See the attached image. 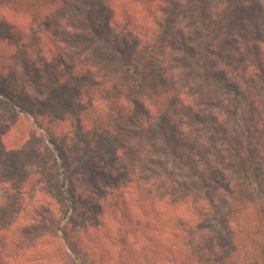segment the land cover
<instances>
[{
    "label": "rangeland",
    "instance_id": "obj_1",
    "mask_svg": "<svg viewBox=\"0 0 264 264\" xmlns=\"http://www.w3.org/2000/svg\"><path fill=\"white\" fill-rule=\"evenodd\" d=\"M28 1L32 0L0 4V91L6 95V98L0 97V138L6 143L16 137L33 145L43 142L59 167V177L64 180L62 191L69 188L78 195L88 196V200L79 202L73 214L71 207L68 208L66 216L69 219L62 222V225L69 222L67 230L75 253L68 248L59 232L48 234L45 237L47 242L41 247L45 250L43 256H49L40 264H51L52 259L54 264H80L78 259L83 264H162V261H167L164 253L146 258L153 250L144 245L147 243L144 236L145 233H155L152 228L156 226H161L163 231L165 228L163 234L175 240L181 239L180 249L176 248L174 253L175 261L165 264H200L197 253L203 250L194 249L193 245L204 248L207 242L204 246L196 242L200 239L196 233L197 215L189 223L187 218L191 212H187L184 228L176 223L174 210L171 213L162 209L144 214L142 209L149 205L145 202L140 205L132 200L133 205L125 207L120 194L118 205L114 207L111 202L100 198L102 193L97 187L102 188L108 180L120 181L119 175L136 166L131 150L121 151L115 161H112L113 151L119 142L126 144L131 141L134 130L149 120L154 134L146 150L151 151L143 153L153 158L154 162L151 164L149 161L147 165L155 167V171L144 172L143 175L149 186L165 187L158 195L171 192L172 182L191 179V173L183 166L194 165L206 182L208 199L220 214L224 213L225 200L221 190L224 185L242 183L245 174L230 154V149L239 144L249 148V155L243 154L240 163L247 176L254 175L253 183L261 188L264 195V0H202L200 4L192 0H151L154 1L151 5L147 0H112L114 29L123 27L127 20L134 21L131 27L133 35L127 32L125 37L130 48L145 44L150 36L157 33L153 16L161 15L162 9L172 2L176 7L165 25L164 56H155L152 62L161 69L163 79L152 88L155 91L154 102L148 99L144 106L138 107L130 105L128 94H124L125 98L119 97L121 82L117 74L97 81L93 79L95 74L92 72L103 69L100 68L102 62L90 56V51L104 49L103 44L93 39L95 33L100 34L98 28L95 32L86 30L85 33L81 26L76 28L75 14L69 10L68 1L64 4V0H56L53 5L39 6V10L28 9ZM58 6L61 8L59 12H66V18L57 13ZM204 7L209 9L208 13L214 9L216 15L222 14L216 16V23L225 20L221 24L215 23L213 31H209L205 43L207 49L199 44L201 38H206V31L199 21V12ZM97 9L104 21L113 10L109 9L108 0H102ZM32 11L39 12V19L48 18L50 23L58 21L59 27L53 31L59 32L51 35L42 32L39 25L30 22L29 12ZM70 14L74 21H69ZM180 37L187 44V49L175 43ZM118 42L120 44L121 40ZM171 43L175 48L166 50ZM60 54H63V59L58 58ZM193 62L201 69H207L204 74L209 78L202 83L203 73H194L193 79V72L189 71ZM167 89L172 92L160 97L159 93ZM108 90L110 97L106 98L104 95ZM175 95L181 102H176ZM7 97H13V102ZM235 107H243V110L236 113ZM109 110L114 115L121 110L125 117L109 123L110 120L104 116ZM148 110L152 117L145 115ZM161 112L169 115L165 120L160 119L162 122L157 119L160 117H156ZM119 118L126 120L122 126L119 123L115 127ZM100 123L112 129L110 138H102L100 131L94 136L93 125ZM52 138L56 147L50 141ZM84 139L86 143L82 144ZM174 151L179 152L176 156L184 162L178 164L174 161ZM119 163L126 165L120 171L116 168ZM85 169L91 175L84 172ZM194 180L197 185L202 184L198 177ZM55 187L54 183L51 188ZM210 201L202 200L201 203L208 206ZM160 205L163 206L162 202ZM183 208L180 207L181 211ZM96 216L100 221L98 226L95 225ZM253 220L248 206L228 222L225 231L235 238L244 237L250 233ZM141 221L147 222L145 230ZM167 223H172L170 229L165 227ZM53 225L55 227V221ZM186 225L190 228L188 231ZM82 227H89V230L82 234L80 241H76ZM212 244H209L210 248ZM214 251L218 253L217 248Z\"/></svg>",
    "mask_w": 264,
    "mask_h": 264
},
{
    "label": "trees",
    "instance_id": "obj_2",
    "mask_svg": "<svg viewBox=\"0 0 264 264\" xmlns=\"http://www.w3.org/2000/svg\"><path fill=\"white\" fill-rule=\"evenodd\" d=\"M9 1L12 0H0V4ZM55 1L56 0H32L31 2H27V8L39 10V6L41 8L47 5H53ZM67 1L69 3V10L71 13L75 14L77 22L76 28L79 29V26H81L83 33H85L86 30L95 32V28H98V32L100 33L99 35L95 33L93 39H97L99 43L103 44L104 49L100 51H90V56L91 58H96L95 61H101L102 64H100V68L102 67L103 69L102 71H97L101 75L97 74V72H92V75L95 74L93 75V79L97 81L104 79V76L107 78V76H116L117 74L121 82L120 98H125L124 94L126 93L129 96L126 97L131 98V100L128 101L130 105L136 106H144L145 101L147 102L148 99L154 102L155 91H153L152 88L157 82H161L164 75L160 74L161 69H157L156 65L152 62L155 56H159L160 58L164 56L162 43L164 42L165 36H163V34L165 25L171 20L170 14L176 10L174 3H170L168 7L162 9V11L158 8V11H161V15L158 17L153 16V23L155 28L158 29L157 33L150 36L145 44L135 45L130 48L131 46L127 44V42L125 43V37L127 32L129 35H133L134 32L131 27L134 26V21L127 20L123 27L114 29L115 10L112 8V0H108L109 9L113 10L106 21L102 19L103 16L97 9V6L102 5V0H64V4ZM136 1L137 0H135V2ZM192 1H197L200 4L202 0ZM147 3L151 5L154 4V1L147 0ZM150 10L153 12L151 7ZM59 11H61L60 6H58L57 13ZM211 11L212 12L208 13L209 9L204 7L203 9L201 8L199 12L200 24L206 31V38H201L199 44L206 49L208 47H206L205 43L208 40L209 31H213L216 23L215 19L216 16H218L216 15V10L214 11L213 9ZM59 13L63 16L61 18H66V12L62 11ZM29 14L31 16L30 22L33 25H39L42 32L48 35H51V33L57 34L59 32V30L53 31L55 27H59L58 21L50 23L47 21L48 18L47 20L39 19V12L37 11L29 12ZM221 15L222 14H220V16ZM68 18L69 21H74L72 14L68 15ZM224 22L225 20L221 21V23ZM221 23L218 22L216 24ZM185 39L187 40V37ZM118 40H121L120 44ZM175 43H179L181 45L180 48L187 49V44H185L183 38L179 41L176 40ZM173 47L175 48V45L171 43L169 47H166V50L167 48L172 49ZM58 58L63 59V54H60ZM83 62L85 64L87 63V61ZM92 69H94V67H92ZM189 71L193 72L194 79L195 74H204L207 69H201V67L193 62ZM79 74H84V72H79ZM203 74L200 78L201 83L203 82L202 80L209 78L207 74ZM81 77L84 78L85 75H81ZM169 92L172 91L167 89L165 92H160L159 95L162 97L165 96L163 94H168ZM107 93H110L109 90L105 92L104 96L106 98L108 95L110 97V94ZM140 96H143L145 99H142ZM0 97L6 98L5 93L0 91ZM7 98L10 102H13V97ZM179 98L178 95H175L174 99L176 102H181ZM140 109H143V107H140ZM235 110L237 113L242 111L243 107H240V109L235 107ZM32 114L36 116L35 113ZM171 114L172 113H170V116ZM145 115L152 117L151 115L153 114L148 110L145 111ZM104 116L107 120H110L109 123L116 121L118 117H125L121 110H118L116 115L110 113L109 110L105 112ZM157 116L160 117L157 118L159 119L158 121H161L160 119L165 120L166 117L169 118V115L163 112L157 114L156 117ZM124 120H126V118H119L115 127H117L119 123L123 125L124 123L122 122ZM35 122H37V119ZM150 123L149 120H146V123L140 124L138 126L139 128L137 127L134 130L132 140L127 141L126 144L119 142V145H117L116 149L113 151L114 156L112 157L113 160H111L115 161L121 151L127 150L128 152V149L131 150L133 161L134 164L136 163V166L126 169L124 174L119 175L121 176L119 177L121 178L120 181L115 180L111 182L108 180L102 188H98V184L94 182L98 191L102 193L100 198H103L109 203L111 202L114 207L118 205L119 194L123 196L122 204L125 207L133 205V201H138L140 205L142 202H145L144 204L149 205V207H142V212L144 214L162 209H165L167 213H171L174 210L177 215H175L177 220L176 223L184 228L185 224H187L184 219L187 212H191L190 218H187V220H190L189 223L193 216L197 215L199 219L195 221L196 233L200 236V239L196 242L199 246H204V242H207L204 248L193 245L194 249L203 250L197 253L200 264H264V195L262 196L261 194V188L255 187L253 183L255 179L254 175L247 176L248 174L245 167L240 163L243 154L249 155V148L239 144L230 149L231 156L236 159L239 167H241L239 168L240 171L245 172V174H243L242 183H236L233 186L224 185L221 191L225 200V210L224 213L220 214L218 208L208 199V191L205 186L206 182L202 179L198 169L193 167L194 165L183 166L184 169L191 173L192 178L188 181H181L179 183L172 182L174 185L172 184L173 188L171 187V192L166 191L158 195L157 193L163 192L165 187L156 186V188H154L148 185V181H145L143 173H153L155 171V167L150 168L147 165L149 161L151 164L154 162L153 158L143 153L144 151H151L150 149L146 150V147L149 146L148 142L154 134V130L151 126L152 124L150 125ZM163 128L166 129L167 126ZM93 129H95L93 133L94 136L97 131H100V133H102L101 137L105 139L113 135L112 129H108L101 123L99 125L94 124ZM9 132L10 131H8V133ZM20 140L21 139L16 137L10 141V143H6L0 138V264H37L38 260L39 264L40 262H44L48 259L49 255L43 256L45 250L42 249L41 244L47 242L45 238L46 235H56L57 232L61 234V238L67 243L68 248L73 251V245L71 244L73 241L70 240L71 234L67 230L69 222H66L64 225H62V222L66 218L69 219V217L66 216L68 208L71 207L73 214L79 202L88 200L86 194L84 196L81 194L78 195L76 191L73 192L69 188L62 191L64 180L62 179L61 181L59 177V167L56 166L54 156L51 150L47 148L46 144L41 142L33 145L28 144L29 142L27 141L24 142L21 140L20 142ZM50 141L54 145L53 147H56L57 144L55 140L52 138ZM81 143H86V140H82ZM150 148L152 149V145H150ZM178 153L179 152L174 151V161L181 164L184 161L176 156ZM119 164L120 165H116L117 170L126 166L125 163ZM84 172L91 175L90 171L86 169ZM98 172L103 173V171L99 169ZM65 177H67V174ZM197 177L199 180H202V184H196L197 181L194 179ZM111 179L114 180L113 178ZM54 183L57 187L52 189L51 186ZM251 185H253V188ZM172 192L176 193L173 194ZM190 199L192 200L191 203L189 202ZM202 200L210 201L208 203L209 205H203L201 203ZM161 202L163 206L160 205ZM187 202L188 204L190 203V205L187 206ZM156 203L159 205L157 206ZM181 206L184 207L183 211L186 212L185 215L180 209ZM248 206L251 208L254 219L250 233L241 238H235L229 235V233L225 231L228 222L238 217ZM132 209L135 211L133 207ZM95 218V225L98 226L100 221L97 216ZM54 221L56 222L55 227L53 225ZM146 224L147 222H142L144 230L145 226H147ZM171 225L172 223H167L165 227L170 229ZM152 229L155 233H145L146 236H144L147 241L144 245L153 250L148 252L146 258L150 259L154 254L164 253V257L167 261H162V264L171 262L172 260L175 261L176 255L174 253L177 250L176 248H179L181 239L175 240L173 237L163 234L166 230L164 228L163 231L161 226H156ZM189 229V226H187L186 231ZM88 230L89 227H82L79 229L78 231L81 233L76 236V241H80L82 234H86ZM201 235H203L205 239L201 238ZM30 237H32V239H30ZM210 243H213L211 248L209 247ZM124 244H126V242H124ZM215 248H217L218 253L214 251ZM24 254H27V256H24ZM78 260L80 264H83L80 259ZM54 262L55 261L52 259L51 264H54Z\"/></svg>",
    "mask_w": 264,
    "mask_h": 264
}]
</instances>
